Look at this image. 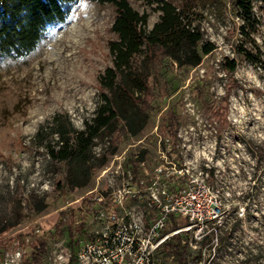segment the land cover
Instances as JSON below:
<instances>
[{
	"label": "rangeland",
	"instance_id": "1",
	"mask_svg": "<svg viewBox=\"0 0 264 264\" xmlns=\"http://www.w3.org/2000/svg\"><path fill=\"white\" fill-rule=\"evenodd\" d=\"M129 1L148 12L150 27L158 17L155 3ZM171 1L188 2L203 38L215 47L192 67L165 58L149 76L145 125L121 137L103 131L82 158L68 163L50 158L47 142L56 144L47 125L41 137L35 132L57 112L77 129L94 115L98 75L111 64L115 6L76 0L33 51L0 53V264H74L84 239L78 222L84 196L119 184L131 160H145L149 168L172 160L213 186L221 206L217 230L204 242L188 230V264H264V71L238 51L252 49L251 38L264 45V1H251L259 23L249 35L240 33L231 0ZM225 56L235 58L233 71L223 69ZM169 111L178 116L177 134L164 144L158 125ZM16 250L24 251L20 258ZM159 250L157 264H176ZM66 252L67 260L59 257Z\"/></svg>",
	"mask_w": 264,
	"mask_h": 264
},
{
	"label": "trees",
	"instance_id": "2",
	"mask_svg": "<svg viewBox=\"0 0 264 264\" xmlns=\"http://www.w3.org/2000/svg\"><path fill=\"white\" fill-rule=\"evenodd\" d=\"M75 1L0 0V53L23 56L33 51L48 25L63 21L69 12L68 5ZM98 1H107L115 6L111 29L116 37L108 42L111 64L98 75L100 101L94 115L84 120V128L77 129L67 114L57 112L50 122L47 121L49 124L41 123L35 132V137H41L47 125L49 134L55 135L52 139L56 145L49 140L47 147L50 158L57 162L68 163L82 158L93 139L103 131L116 130L119 137L123 133L136 134L145 125L152 108L151 100L145 95L150 91L148 82L154 67L159 66L160 71L165 58L177 66L192 67L215 47L212 41L203 38L187 1L179 5L171 0H147L155 3L153 7L158 11V17L150 27L148 12L139 11L129 0ZM251 1L231 0L232 7L241 17L239 28L243 35H249L259 23ZM251 40L252 49L239 46L238 51L264 71V45L253 38ZM236 65L235 58H223L224 70L233 71ZM177 124L178 116L169 111L158 128L164 132L163 135L175 137ZM113 151L109 150L104 157ZM131 161L136 173L139 162ZM86 197L83 199L88 203ZM215 221L212 219L203 227L202 242L210 240L215 234ZM176 222L173 220L174 226ZM183 231L172 234L161 246V251L172 257L176 264H188L192 251L189 231ZM44 244L41 242L37 247L43 248Z\"/></svg>",
	"mask_w": 264,
	"mask_h": 264
},
{
	"label": "built area",
	"instance_id": "3",
	"mask_svg": "<svg viewBox=\"0 0 264 264\" xmlns=\"http://www.w3.org/2000/svg\"><path fill=\"white\" fill-rule=\"evenodd\" d=\"M160 139L169 144L168 134ZM125 173L109 191L91 194L82 208L78 222L84 239L74 264H157L156 254L170 235L193 229L200 238L206 223L219 215L213 186L172 160L151 168L141 160L136 173L131 165ZM23 252L14 255L20 258Z\"/></svg>",
	"mask_w": 264,
	"mask_h": 264
}]
</instances>
